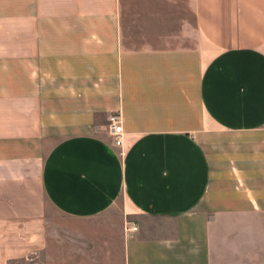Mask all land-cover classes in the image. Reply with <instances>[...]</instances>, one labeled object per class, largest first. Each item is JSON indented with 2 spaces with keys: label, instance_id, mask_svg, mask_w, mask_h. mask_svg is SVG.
Listing matches in <instances>:
<instances>
[{
  "label": "crops",
  "instance_id": "1",
  "mask_svg": "<svg viewBox=\"0 0 264 264\" xmlns=\"http://www.w3.org/2000/svg\"><path fill=\"white\" fill-rule=\"evenodd\" d=\"M113 242L264 264V0H0V264Z\"/></svg>",
  "mask_w": 264,
  "mask_h": 264
},
{
  "label": "built area",
  "instance_id": "2",
  "mask_svg": "<svg viewBox=\"0 0 264 264\" xmlns=\"http://www.w3.org/2000/svg\"><path fill=\"white\" fill-rule=\"evenodd\" d=\"M110 126H109V135L114 139V145L120 146L122 144V134L123 128L122 125L119 123L118 117L110 119ZM127 231L132 235L138 231V227L132 225L130 229Z\"/></svg>",
  "mask_w": 264,
  "mask_h": 264
},
{
  "label": "rangeland",
  "instance_id": "3",
  "mask_svg": "<svg viewBox=\"0 0 264 264\" xmlns=\"http://www.w3.org/2000/svg\"><path fill=\"white\" fill-rule=\"evenodd\" d=\"M110 138L113 139L111 136H110ZM113 142H114V139H113ZM61 243H63V244H61V249H60L61 253L62 254L64 253L65 255H69L71 253L70 249H72L70 242L66 239L65 242L63 241ZM113 243L115 244V246H114V249L112 248V252H113L112 253L113 263L112 264H119V256L117 255V250H118L117 242L116 243L113 242ZM56 250H59V249L57 248ZM67 258H68V260H72L69 257H67ZM69 264H71V262Z\"/></svg>",
  "mask_w": 264,
  "mask_h": 264
}]
</instances>
